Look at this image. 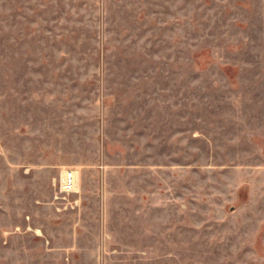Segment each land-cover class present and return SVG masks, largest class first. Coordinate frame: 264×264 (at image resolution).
I'll list each match as a JSON object with an SVG mask.
<instances>
[{
	"label": "rangeland",
	"instance_id": "obj_1",
	"mask_svg": "<svg viewBox=\"0 0 264 264\" xmlns=\"http://www.w3.org/2000/svg\"><path fill=\"white\" fill-rule=\"evenodd\" d=\"M0 264H264V0H0Z\"/></svg>",
	"mask_w": 264,
	"mask_h": 264
},
{
	"label": "built area",
	"instance_id": "obj_2",
	"mask_svg": "<svg viewBox=\"0 0 264 264\" xmlns=\"http://www.w3.org/2000/svg\"><path fill=\"white\" fill-rule=\"evenodd\" d=\"M77 191V176L76 170L73 168L65 169L59 175L57 181L58 197L64 198Z\"/></svg>",
	"mask_w": 264,
	"mask_h": 264
},
{
	"label": "crops",
	"instance_id": "obj_3",
	"mask_svg": "<svg viewBox=\"0 0 264 264\" xmlns=\"http://www.w3.org/2000/svg\"><path fill=\"white\" fill-rule=\"evenodd\" d=\"M69 168H73V169H75L76 170V176H77V181H78V183H79V169H78V167L77 166H63L60 170H59V173H58V176H57V178H54L53 179V181H52V183H53V186L55 185V189H54V192H53V196H54V194L56 195V191H57V181H58V178H59V175L61 174V172L63 171V170H65V169H69ZM79 190V189H78ZM53 198V197H52Z\"/></svg>",
	"mask_w": 264,
	"mask_h": 264
}]
</instances>
